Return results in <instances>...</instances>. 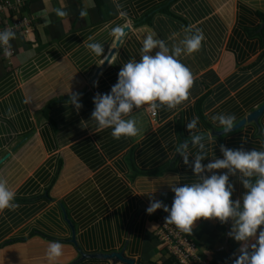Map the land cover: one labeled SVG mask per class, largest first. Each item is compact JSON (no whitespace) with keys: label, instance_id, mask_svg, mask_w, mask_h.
<instances>
[{"label":"crops","instance_id":"obj_1","mask_svg":"<svg viewBox=\"0 0 264 264\" xmlns=\"http://www.w3.org/2000/svg\"><path fill=\"white\" fill-rule=\"evenodd\" d=\"M170 11L192 17V26L201 24L203 42L209 49L219 44L218 54L206 50L199 59L208 64L203 67L194 55H181L193 76L188 97L174 108H158L156 116L148 106L134 109L139 133L114 139L90 119L92 97L110 90L124 62L139 59L147 29L164 40L157 29ZM27 13L31 30L16 35L14 55L0 54V176L19 204L0 213V264H167L156 237L157 216L165 212L145 209L150 195L171 206L167 184L194 179L181 158L187 153L191 162L200 151L191 137H202V163L222 157L220 145L264 150V111L229 133L218 134L221 126L212 119L232 115L236 124L264 103V0H34ZM147 15L154 23L143 22ZM125 26L114 56L92 80ZM181 32L175 28L170 35ZM91 42L103 46L101 56L86 47ZM69 92L82 94L78 111ZM204 93L213 128L197 113ZM229 180L232 198L239 197L245 189L237 177ZM230 224L200 218L189 235L202 255L208 250L213 261L229 263L240 243L227 235ZM53 240L62 243V255L49 260L45 252ZM113 252L133 262L82 257Z\"/></svg>","mask_w":264,"mask_h":264},{"label":"clouds","instance_id":"obj_2","mask_svg":"<svg viewBox=\"0 0 264 264\" xmlns=\"http://www.w3.org/2000/svg\"><path fill=\"white\" fill-rule=\"evenodd\" d=\"M60 16L66 15L58 11ZM80 15H85L82 10ZM17 33L11 29L0 30V54L12 55L11 41ZM203 33L196 30L186 35L171 48L156 33L147 29L140 40L139 59L135 57L124 62L117 72V80L106 93L97 92L92 97L93 109L90 119L98 129H110L114 139L136 136L140 129L133 118V110L141 106L158 109L162 106L174 108L189 95L193 84L190 69L179 57L200 49ZM86 47L96 56H101L103 46L91 42ZM156 50L154 54L153 50ZM96 86V81H93ZM79 92H69L68 100L77 111L81 108ZM11 109H9V112ZM221 130L229 133L234 126L232 115L213 116ZM193 120L186 125L195 126ZM192 143L200 149L192 155L181 154L185 166L191 168L194 179L180 184L173 181L167 184L173 193L171 206L149 196L148 214L162 209L167 215L165 223L173 224L180 231L190 234L194 222L200 218H215L221 224L231 222L227 233L234 241L240 242L238 254L232 264H264V150L228 148L219 146L222 157L202 161L207 157L200 135L191 137ZM226 171L217 172L215 170ZM235 176L245 191L232 198L234 185L229 177ZM19 207L16 192L7 180L0 176V213L14 211ZM63 245L58 240L48 243L45 255L49 260L62 255Z\"/></svg>","mask_w":264,"mask_h":264},{"label":"built area","instance_id":"obj_3","mask_svg":"<svg viewBox=\"0 0 264 264\" xmlns=\"http://www.w3.org/2000/svg\"><path fill=\"white\" fill-rule=\"evenodd\" d=\"M31 0H0V30L8 28L19 32H29L32 28L33 17L30 13L21 9L25 3ZM20 15H18L19 13ZM12 55L15 54L13 40ZM11 55V56H12ZM9 56L8 58H10ZM152 116L158 114L157 109L148 107ZM167 214H159L156 220V237L162 244L167 256L174 259L176 264H214L210 251H204L203 255L195 239L189 234L184 233L176 228L175 225L165 223L164 217ZM217 264H230V262H219Z\"/></svg>","mask_w":264,"mask_h":264},{"label":"trees","instance_id":"obj_4","mask_svg":"<svg viewBox=\"0 0 264 264\" xmlns=\"http://www.w3.org/2000/svg\"><path fill=\"white\" fill-rule=\"evenodd\" d=\"M34 0H31L28 3H25L24 6L21 9V12L25 11L27 12V10H29V8L32 6ZM168 8H170L168 5H164L163 7H161V9L163 11L166 12L165 9L169 10ZM19 13V12H18ZM168 14L164 17L165 21H162V26L159 25L158 29H157V33L162 35L164 37V41L166 42V44L169 46V48H171L173 45H176L179 43L180 41V35H181V40L186 36L191 34L192 32H195L196 30H200L202 33L204 32V28L202 27L201 24H196L194 26H192L193 24V19L192 17L190 18L189 16H183V15H179L173 12H167ZM20 15V13L18 14ZM198 20V19H197ZM148 22V23H154V15H147L143 22ZM178 23H180L178 25ZM175 28H178V30L183 29V32H181V34H179L178 36L176 35H170ZM204 39L206 38L205 33H203ZM219 48V44L215 43L214 45H212V48H208L205 44V42L202 41L201 43V47L199 50L191 53L192 55H194L198 62L200 63V65L203 66H207L208 64L203 63V60H199L202 58L203 53L207 50V51H211L213 57L215 58V56H217V50ZM183 55V54H182ZM187 55H185L186 57ZM182 57V56H181ZM211 57V56H210ZM211 58V59H214ZM184 63V61L182 62ZM207 63V62H206ZM209 95V93H204L202 96L199 97L198 102H197V113L200 116V118L203 120V122L206 124V126H208L209 128H213L212 124L209 122V120L205 117L204 114V107H203V102L204 99L207 98V96ZM178 119V126H180V122H181V116L178 115L177 117ZM179 131V136L182 142L186 141V139L182 136L181 134V129L178 127ZM173 164V162L171 163V165ZM161 214H167L165 213H161ZM158 218V216H157ZM166 254V253H165ZM169 257V256H168ZM235 259V256H233L231 258L230 264H232V261ZM167 264H176L174 259L169 257V260L167 261ZM214 264H217L216 261H214Z\"/></svg>","mask_w":264,"mask_h":264},{"label":"water","instance_id":"obj_5","mask_svg":"<svg viewBox=\"0 0 264 264\" xmlns=\"http://www.w3.org/2000/svg\"><path fill=\"white\" fill-rule=\"evenodd\" d=\"M128 29H129V27L128 26H125L120 31V33H119V35L117 37V40L115 42L114 47L111 48V50L109 51L108 55L104 59L103 63L96 69L95 74L93 75L92 80L97 77V75L101 71V69L103 67H105L109 63V61L112 59V57L114 56L117 48L119 47V45H120V43H121V41L123 39V36H124L125 32ZM263 111H264V103L260 107H258L255 111H253L252 113H250V115L248 116L249 118H243L242 120H240L236 124H234V126H233L232 129H236V128H239L242 125H244V123L246 122V119H249V120L250 119H255L257 121L258 120V117L263 113ZM213 133H215V132L213 131ZM220 133H224V132L221 130V131L218 132V134H220ZM72 240L75 242L74 238ZM85 256H98V257H108V258H116V257H118V258H120L123 261H126L128 263H132L133 262L132 259H129V258L126 259V257H123V255H122L121 252H113V253H110V254L100 253V254H95V255H87V254H83L82 255V257H85Z\"/></svg>","mask_w":264,"mask_h":264}]
</instances>
